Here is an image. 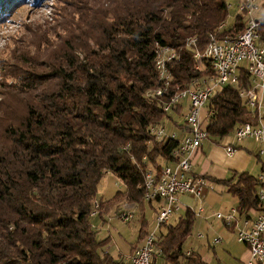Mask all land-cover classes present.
I'll return each mask as SVG.
<instances>
[{
	"label": "trees",
	"instance_id": "1",
	"mask_svg": "<svg viewBox=\"0 0 264 264\" xmlns=\"http://www.w3.org/2000/svg\"><path fill=\"white\" fill-rule=\"evenodd\" d=\"M6 1L0 0V10ZM110 3L115 4L110 8L113 20L101 19L96 12L80 15L76 36L64 33L69 35L55 69L34 73L30 88L18 89L25 99L24 115L1 125L0 264H127L104 249L109 241L97 237L98 229L90 222L97 182L113 172L126 186L118 197L99 200L100 216L120 200L144 210L149 202L143 196L147 168L160 171L171 165L172 151L180 142L157 138L150 128L168 121L169 127L187 130L185 120L174 115L187 100L169 113L165 101L192 81L210 76L212 61L194 56L204 52L211 34L220 41L235 39L246 28L243 13L227 25L226 0ZM257 32V43L263 45L264 23ZM71 37L78 39L72 49ZM195 37V45H188ZM163 47L178 56L167 65L172 75L169 92L157 98L148 91L160 86L155 59ZM247 68L242 63L238 81L218 88L206 103L205 111L212 114L205 128L215 142L234 134L241 124H257V112L240 95L253 86ZM221 182L237 198L239 215L262 209L257 190L264 184L258 175L234 172ZM193 218L188 209L175 225L163 224L166 229L156 234L153 257L159 254L172 264H205L198 253L183 247ZM140 222L130 254L149 234L145 213Z\"/></svg>",
	"mask_w": 264,
	"mask_h": 264
},
{
	"label": "built area",
	"instance_id": "2",
	"mask_svg": "<svg viewBox=\"0 0 264 264\" xmlns=\"http://www.w3.org/2000/svg\"><path fill=\"white\" fill-rule=\"evenodd\" d=\"M256 1L242 0L240 2V9L248 15L249 20L246 28L238 37L220 41L217 36L211 35L204 52H196L194 58L205 57V59L212 61L210 76L192 81L190 86L171 95L164 103V111L169 113L171 109L186 99L189 101V109H187L184 119L187 128L185 136L179 140V145L172 151L174 162L171 165H163L160 172H157V169L153 167H148L144 177L143 196L145 201L155 199L161 201L159 213L156 216L158 227L167 223L169 217L182 208L179 200L181 193L189 192L196 194L197 197L201 196L200 191L205 185V180L193 176L191 162L193 161V153L199 149L203 139L207 136L206 128L201 124L202 112L206 109L205 106L209 97L218 88H222L228 83L235 84L238 81L239 73L237 70L241 63L248 65L247 70L252 76L253 86L248 92L242 91L240 95L247 99L250 109L260 113V119L256 125L248 123L239 125L232 135L237 141L248 138L259 142L263 146L260 149L261 154L264 155V123L262 122L264 117V45L257 43L259 38L257 29L264 22V16L261 19L254 16L256 11L260 12V10H264V7L258 6ZM196 40V37L195 39L190 38L187 44L193 46ZM177 56V52L170 47H163L158 52L155 63L158 69L157 76H159L161 83L157 89L148 91L149 96L158 98L169 92L168 88L172 75L167 71V65ZM150 129L157 138L172 140L178 136L176 131L168 133L163 126L156 128L152 126ZM225 147L227 153H233L235 150L232 142ZM258 178L264 184V173H260ZM257 191L258 201L262 205V209L255 212V221L252 225L245 226L238 232V242L248 245L249 249L247 259L241 264H264V186H260ZM99 205V201L95 200L93 216L97 214ZM132 217V212L123 211L120 219L122 222H126ZM216 218L228 224L234 220L232 213L224 215L223 212H220L216 214ZM156 240L155 232H150L144 243L131 254L129 262L131 264H152L151 257L155 250Z\"/></svg>",
	"mask_w": 264,
	"mask_h": 264
},
{
	"label": "rangeland",
	"instance_id": "3",
	"mask_svg": "<svg viewBox=\"0 0 264 264\" xmlns=\"http://www.w3.org/2000/svg\"><path fill=\"white\" fill-rule=\"evenodd\" d=\"M241 1L227 0L229 7L228 15L225 19L227 25H233L236 14L243 13L239 6ZM260 1H256L258 5ZM114 5L110 3V0L6 1V8L0 10V128L6 119L13 118L16 115H24L25 108L23 102L25 99L22 94L18 93V89L30 88L33 84L31 77L34 73L39 71L51 72L55 69L58 58L63 56L62 51L66 37L69 33H72L71 36L74 37L76 36L74 35V30L79 31L77 25L79 24L80 15L84 14L87 17L88 13L96 12L101 19L113 20L115 16L111 10H114ZM263 14L262 10L255 12V15L258 17ZM242 16L246 22L248 15L243 13ZM66 32L69 33L65 36L64 33ZM72 37L69 39L70 42L68 44V47L71 49L76 47V41L78 40ZM73 51L76 52V49H73ZM185 102V107L181 113L174 114L176 120L181 122L184 121L187 109H189V101ZM257 115L259 120L260 113L257 112ZM262 122L264 123V117ZM163 127L168 133H172L173 131L179 134L182 133V130L179 128L169 127L168 121L164 123ZM233 141L236 142L233 135H228L218 144L225 147ZM257 173L258 169L253 172V174ZM97 184L98 188L95 198L98 201L104 200L105 202L113 199L114 196H117L116 194L121 193L126 188L125 183L120 181L113 172H107L99 179ZM123 204V200L116 201L112 204L113 208L111 211L105 214L104 217L97 213L90 218L93 227L98 229L97 237L109 241L104 245V249L116 259L120 256L124 258L129 254L131 245L137 244L138 233L141 228L140 210ZM143 206L146 210L148 231L152 232L156 228L154 209L149 206V202ZM117 209H121L122 212L130 211L133 217L129 218L126 222H122L120 219L122 212L118 214ZM176 220L177 215L170 216L167 223L175 225ZM165 229L166 227L161 226L158 234L163 233ZM195 239L196 236L192 232L183 244L186 251L190 249V245ZM234 241H236V238ZM223 245L224 243L216 246L220 250L223 249Z\"/></svg>",
	"mask_w": 264,
	"mask_h": 264
},
{
	"label": "crops",
	"instance_id": "4",
	"mask_svg": "<svg viewBox=\"0 0 264 264\" xmlns=\"http://www.w3.org/2000/svg\"><path fill=\"white\" fill-rule=\"evenodd\" d=\"M202 126L207 128L206 114H204ZM232 143L235 150L233 153H227L225 147L219 145L218 142L209 138L204 139L199 149L193 153L191 164L193 174L205 180V185L200 191L201 196L197 197L196 194L189 192L181 194L179 198L182 208L173 215H177L178 220L179 216L185 215L188 209L194 212V223L190 235L193 232L196 239L190 245V249L185 251L198 253L205 264H241L247 259L249 253L247 245L238 242V232L245 226L253 224L257 211L250 212L248 215H239L236 209L237 198L228 191L221 180L231 177L234 172L247 171L251 175L264 173V155L260 151L263 146L254 139L248 138ZM257 169L258 173L253 174ZM159 205L160 201L149 203V206L154 209L155 216H157ZM140 212L141 217L143 213L146 216L145 209ZM220 212H223L224 215L232 213L234 220L228 224L217 219L216 214ZM159 228L156 230V234H158ZM235 238L236 241H234ZM223 243V249L219 250L216 245ZM129 256L130 253L124 258L123 256L120 258L130 264ZM151 262L152 264H172L159 254L152 257Z\"/></svg>",
	"mask_w": 264,
	"mask_h": 264
},
{
	"label": "bare ground",
	"instance_id": "5",
	"mask_svg": "<svg viewBox=\"0 0 264 264\" xmlns=\"http://www.w3.org/2000/svg\"><path fill=\"white\" fill-rule=\"evenodd\" d=\"M226 1H227V0H226ZM257 1H258V0H257ZM256 3H257V2H256ZM257 5H258V4H257ZM258 6H262V7H264V1L261 0V1H260V4H259ZM262 11L264 12L263 9H262ZM241 12L244 13V11H241ZM244 14H246V13H244ZM246 15H247V14H246ZM254 16H257V15L254 14ZM263 16H264V14H263L262 16H260V17L257 16V18H258V19H261ZM248 20H249V19L247 18L246 26H247V22H248ZM262 23H264V22H262ZM242 31H243V30H242ZM242 31H241V32H242ZM241 32H240V34H241ZM240 34H239V35H240ZM211 35H214V34H211ZM239 35H238V36H239ZM238 36H237V37H238ZM210 37H211V36H210ZM224 40H225V39H224ZM206 47H207V46H206ZM205 49H206V48H205ZM241 64H242V63H241ZM241 64L239 65V67L241 66ZM239 67H238V69H239ZM237 71H238V70H237ZM202 113H203V114H202V122H203V119H204V114H206V117H208L210 114H212L211 112H207V111H204V112H202ZM202 122H201V124H202ZM185 132H186V130L183 131V132L180 133V134L178 133L177 139L180 140L181 138H183V136H185ZM206 138H208V136H206L204 139H206ZM204 139H203V141H204ZM203 141H202V142H203ZM191 164H192V162H191ZM161 169H162V167H161ZM161 169H160V171H161ZM160 171H157V172H160ZM192 174H193V172H192ZM193 176H195V175L193 174ZM195 177H196V178H202V177H197V176H195ZM202 179H203V178H202ZM181 194H183V193H181ZM181 194H180V195H181ZM187 194H188V193H187ZM180 195H179V197H180ZM96 200H97V199H96ZM179 200H180V198H179ZM152 201H160V200L155 199V200H151V201H149V202H152ZM160 202H161V201H160ZM180 203H181V201H180ZM181 206H182V205H181ZM158 208H159V207H158ZM159 209H160V208H159ZM158 213H159V210H158ZM158 213H157V216H158ZM155 222H156V218H155ZM158 228H159V227L157 226V222H156V228L153 230V231L155 232V234H156V230H157ZM149 234H150V232H149ZM141 245H142V244H141ZM139 246H140V245H139ZM139 246H138V247H139ZM138 247H137V248H138ZM154 248H155V246H154ZM136 250H137V249H136ZM154 252H155V250H154ZM153 254H154V253H153ZM152 257H153V256H152ZM152 257H151V260H152Z\"/></svg>",
	"mask_w": 264,
	"mask_h": 264
}]
</instances>
